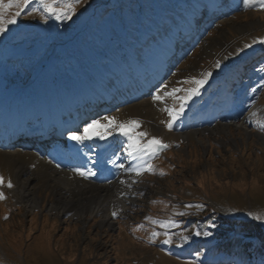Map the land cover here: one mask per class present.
Instances as JSON below:
<instances>
[{
	"label": "rangeland",
	"instance_id": "374dc122",
	"mask_svg": "<svg viewBox=\"0 0 264 264\" xmlns=\"http://www.w3.org/2000/svg\"><path fill=\"white\" fill-rule=\"evenodd\" d=\"M198 2L86 0L72 20L51 19L46 30L51 42L49 44L45 43L41 47L27 44L22 33L35 29L30 26L21 30L20 35H15L17 31L14 35L10 32V36L6 37L5 33L0 36V93H3L0 96L6 98V109L26 118L33 114L28 109L34 110L39 103L49 104L50 100L67 99L81 87L93 86L100 76L101 84L93 91L94 94L103 88L105 81H110V86L118 84L116 74L125 68H122V60L118 63L119 58H128L129 61L126 64L124 62V65L130 71L138 69L128 54L133 55L144 68L152 48L145 41L147 36L152 35L156 28H162L159 24L165 25L168 21L178 28L182 27L180 15ZM87 4H90V9L86 12L84 5ZM219 5L216 0L211 7L217 10ZM234 5V8L237 7ZM225 11L221 19L207 21L212 22L207 29L197 30L196 36L200 33L204 35L183 46L190 48H187L184 56L171 61L166 78L157 87L167 84L171 89L180 86L179 82L188 77L199 76L200 72L205 71L213 72L209 81L219 80L223 69L232 67L240 60L248 63L261 55L260 52L253 54L260 47L264 50V45L258 43L239 56L232 55L230 59H224L245 43L264 38V9H245L242 5L236 11ZM201 14H204V9ZM196 17H199L197 10L193 14V18ZM187 23V30L181 32L185 34L191 30L186 35L190 36L196 30V25L191 19ZM140 24L147 27L143 26L142 32ZM19 28L17 23L13 30ZM239 28L244 33L238 31ZM76 34L79 36L72 38ZM177 38L176 34L171 35L169 42L177 43ZM64 40L67 41L65 47L60 48L64 58L55 61L50 59L53 47L61 45ZM98 41L105 46L103 50L97 45ZM171 50L167 46L161 58L151 54L150 59L155 58L157 63L167 65V61L171 60ZM217 60L225 62L223 65L226 67L215 69ZM26 61L32 63L30 70L20 69L19 65ZM153 67L156 69L155 65ZM113 68L114 75L111 74ZM261 69H264V64ZM127 78L122 80L127 83ZM259 84L261 86L257 91L261 101L256 111L264 113V79ZM182 86L189 87L188 84ZM154 89L131 104L138 106L142 118L132 117V113L127 112L130 105L116 106L107 114L116 116L120 121L136 118L142 124L139 130L148 132L150 136L161 137L170 145L162 155L152 160L154 173L145 172L137 181L136 185L141 190L132 197L127 215L119 216L116 225L111 228L109 225L101 227L99 215H86L83 225L78 220L46 212L47 204L53 202L54 198L44 189L37 193L42 199L41 208L26 212L24 206L16 203L10 193L15 186L11 189L6 187L10 177L3 169L0 175L5 178V186L0 190L4 191L6 199L0 201V264H212L218 255L215 243L221 241L219 234L225 236L223 240L226 244L237 245L245 250H248L246 246L251 245L252 255L260 256L264 251V224L253 221L247 213L264 215V138L258 142L254 136L256 133L247 136L243 129L231 127L226 136L222 133L216 136L199 134L197 138L202 141L201 144L195 139L181 140L174 134V127L168 132L160 123L168 117L160 111L163 105L153 103L151 96L155 94ZM117 90L109 89V92L113 94ZM48 104L44 105L43 111L48 108ZM155 113L163 118L158 119ZM152 122L156 128L163 130L162 135L146 126V123L151 125ZM252 122L253 131H257L264 125V117L257 116ZM260 135L264 137V134ZM41 183L35 182L33 189H38ZM188 204L204 207L186 208ZM181 212L188 215H178ZM5 216L8 219H4ZM145 217L176 220L178 226L169 229L173 233L174 244L162 243L165 239L163 235L153 241L151 233L154 230L162 233L164 229ZM212 221L218 225L217 228L210 227ZM195 230L211 231L213 235L194 237L191 233ZM250 233L258 237L256 239L259 242L253 245L243 235ZM182 236H189L190 240L183 247H177L182 243Z\"/></svg>",
	"mask_w": 264,
	"mask_h": 264
},
{
	"label": "bare ground",
	"instance_id": "6f19581e",
	"mask_svg": "<svg viewBox=\"0 0 264 264\" xmlns=\"http://www.w3.org/2000/svg\"><path fill=\"white\" fill-rule=\"evenodd\" d=\"M230 1L221 0L220 3L223 4L224 2H226V4L230 5V8L232 7V9H236V7L234 8L235 6L234 4L238 5L239 0H236L234 2H230ZM211 5L212 4L207 5V8L210 9L213 13H218L219 8L217 10H214L211 7ZM186 14L190 16L191 12ZM197 18L198 17L194 18V20ZM188 26L189 25L186 21L185 27L182 29L185 30ZM238 31L244 33V31L241 30V28H239ZM189 32H191V30L186 32L185 36L189 34ZM171 35L167 39V42H169ZM188 38L185 39L184 37L183 39H185L187 42L189 41ZM192 38H193V34H192ZM175 50L176 49L171 50L172 54L170 53V57L174 55ZM163 52L162 54H160L159 56L160 58L163 56ZM157 55L159 54L155 52L153 54V57H157ZM150 56L148 58L149 70L147 71V74L149 71H152V68L154 69L153 67L154 65L155 68L158 70L164 66L166 67V65L163 64V62L157 63V59L155 58L150 59ZM126 61H129L128 58H126ZM136 68L138 69V71H136V74L132 75V72L128 70L126 66L124 69H122L121 71L122 74L120 73L121 75L119 73L116 74L118 78L117 80L118 84L116 83L115 85L113 84L112 86H110V81L109 83L108 81H105V83L103 84V88L101 87L100 91L96 92L95 94L93 93V91L99 86V84H101V79H100L101 76L98 77L97 83H94L93 86H91L90 88H86L85 91H83L84 88L83 87L80 93L72 94L69 97H67V99H57L55 101L50 100L49 104L47 102L43 105L39 103V105L34 110L28 109L31 110L33 114L28 115L26 118L21 117L20 113L7 110L6 98L2 95L0 96V171L4 169L7 175H9L13 185L15 186V188L10 190V193L13 195V199L16 203L18 204L21 203L24 206L26 212L35 211L41 208L42 199L38 196L37 193L39 192V190L44 189L46 191H49V193L54 198L53 202H49L47 204L46 212L54 213L61 218L65 216L71 219L78 220L83 225L86 223L85 221L86 215H91V216L99 215L101 218L100 219V224L102 225L101 227H103L104 225H109L111 228L114 226V224L116 225L115 223L116 217L121 215H127L129 211L128 205H130L133 202L132 197H134L137 194L138 190H141V188L138 185H136L137 181L141 179L140 178L141 175L136 176L135 174H124L127 177H123L122 180L123 183L120 182L119 184V182L114 181L115 182L114 184H112L111 182L108 184L101 185L100 187H97L94 184L86 183V181L82 177L76 174L62 173L58 171L56 168H54L51 162L47 158L41 157L39 153L35 152L32 149L33 145L31 146V143L33 141L40 140L42 142V140L44 141L46 138L43 139L42 134L39 135L37 133H33L31 129L37 128L39 126L45 127L49 123H54L56 127H61L62 123L65 122L66 119L70 120L73 117H77V118L79 116L86 117L87 121L90 122L91 119L106 116V115H100L101 113L98 114V112L99 110L103 109V107L106 108L109 107L110 105L111 107H115L114 106L115 103L119 104V101L121 99L118 97V92L119 90H121L119 88L123 84H128V82L124 83L122 78L126 79L127 77H129L130 78L129 83L132 84L133 86L134 85L137 86V84L140 83L139 79L136 78L137 73H139V68L138 66H136ZM236 70L238 71L239 69ZM192 71L194 70L192 69ZM239 72L243 73L245 71L241 70ZM149 74L148 76L151 80L152 76ZM251 75L253 76V78H256L259 76V73L255 71L251 73ZM247 76H250V74L247 73ZM233 79H239V75L237 72L236 74H234ZM132 85L128 84L126 85V87ZM109 89L114 91L118 89L117 92H113V94L116 96L110 93ZM0 94L3 93L1 92ZM73 100H75L76 102H72ZM126 100L127 103L132 100L130 98V94L127 95ZM239 100L242 101L241 109L247 107L250 103L249 97H247L246 99H239ZM105 103H106L105 106L102 105ZM46 104H48V108H45L43 111L42 109ZM124 104L125 101L121 105ZM134 105H130L127 108V112L129 114L132 113V117L142 118L141 116L142 114L141 112H139L140 109L138 108V106H134ZM145 106L147 105L145 104ZM154 106L156 105L154 104ZM95 114H97L99 117L97 115H96L97 117H93V115ZM157 118L161 119L163 117L157 114ZM19 119H21L25 123H34L31 127H29L26 131H24L27 132V134L22 137L18 133L17 135H14L12 133V130H10V127H12L13 129L18 127L17 126L18 124H21L19 126L20 128L25 127L23 126V122H21ZM42 120L43 121L47 120V122L45 124H42ZM232 120L233 121H231V124L228 123L224 125H215L210 130L201 131V132L200 131L185 132L178 135L177 137L180 138L181 140H187V141L191 139H195L197 143L201 144L202 141H200L199 138H197L199 134L209 133L211 135L216 136L222 133L226 136L228 130L231 127L234 129H243L244 131H246L247 136H250L253 133L252 131L245 130V127H243L244 125H248V126L253 125L250 118L248 119L247 117H243V116L241 117L240 114H234ZM248 121H251V123H249ZM146 126L149 128H154L153 130H155V132L158 133V135H162L163 130L160 128H156L155 123L152 122L151 125L146 123ZM9 136L10 137L12 136V140L14 138H19L18 139L20 140L19 143L18 144L13 143L11 142V140L8 141ZM254 136L256 137L258 142L263 141L264 137H262L260 134L256 133ZM66 138L68 139V136ZM67 141L69 142V144L74 142L70 139ZM232 144L233 146H235L234 141H232ZM57 148L58 146H56L54 149ZM35 182L37 183L42 182L38 189H33L32 187ZM113 211H116L118 213V215L115 218L111 215Z\"/></svg>",
	"mask_w": 264,
	"mask_h": 264
},
{
	"label": "snow or ice",
	"instance_id": "6c2138e0",
	"mask_svg": "<svg viewBox=\"0 0 264 264\" xmlns=\"http://www.w3.org/2000/svg\"><path fill=\"white\" fill-rule=\"evenodd\" d=\"M86 0H35L38 7H31L33 0H0V36H3L10 29V26L17 25L18 21L22 17L38 19L45 24L48 23L49 18H53L57 21H69L72 20L77 14V10L81 7ZM243 7L249 9L252 7H258L264 9V0H243ZM264 45V38L253 39L251 43H245L242 48L238 49L235 53H230L228 57L224 59H230L232 55L239 56L240 53L245 52L246 49H251L256 44ZM226 65H223L221 60L215 62V69L220 70ZM264 71V69H261ZM212 71L202 72L199 76H191L186 80L179 82L180 86L172 87L169 89L167 84L162 87L156 88L155 94L151 96L153 103L163 105L160 111L166 113L167 119L161 120L160 123L163 124L167 130H173V127L177 120L181 118L184 114L186 108L188 107L189 101L194 97L200 95L201 88L207 84L212 77ZM188 84L189 87L185 88L182 85ZM264 87V85H262ZM171 100L172 103L169 104L168 101ZM254 102V101H253ZM251 123V121H248ZM142 124L138 119H129L126 121H120L116 116H103L99 118L91 119L83 125L82 129L72 130L68 133V139L76 142L77 144H83L85 141L93 140L98 138L100 140H105L112 136L114 133H118L127 139V143L124 146V151L127 152V156L130 161H135V163H119L116 166L126 174H135L140 176L145 172L154 173L155 169L152 164V160L155 159L162 151L170 147L161 137L150 136L148 132L141 131ZM264 128V125L261 126ZM115 164V161H113ZM34 167V165H33ZM59 167V165H57ZM74 173L78 174L83 179H89L96 175L95 171L85 170L83 168L77 167L73 169ZM164 175L163 172L160 173ZM123 183V181H121ZM5 186V178L0 175V188ZM6 187L11 189L14 187L10 179L6 182ZM6 199L4 191L0 190V201ZM186 208L196 207L203 208V205H185ZM111 215L115 218L118 213L113 211ZM180 216L188 215V213H178ZM247 215L253 220L264 224V215H257L252 212L247 213ZM4 219H8L7 216ZM145 219L150 220L151 223L159 225L164 231L161 233L159 231H153L151 233V238L153 241L157 237L163 235L165 239L162 243L167 245H173V233L169 229L177 227V221L174 219L169 220H154L151 217H145ZM137 227L142 228L143 225H138ZM211 228H217L218 225L215 221L210 223ZM194 237H211L213 233L211 231H201L195 230L191 233ZM182 243L176 245L177 247H183L190 240L189 236L181 237ZM264 244V242H262ZM199 256L200 253L197 252ZM188 264H193V262H188ZM202 264V262H200Z\"/></svg>",
	"mask_w": 264,
	"mask_h": 264
},
{
	"label": "trees",
	"instance_id": "16d2710c",
	"mask_svg": "<svg viewBox=\"0 0 264 264\" xmlns=\"http://www.w3.org/2000/svg\"><path fill=\"white\" fill-rule=\"evenodd\" d=\"M243 235L245 236L246 239H249L250 241H252L253 245L259 242L256 239L258 237H253L252 233L247 234V235L243 234ZM220 236L225 237L223 234H220ZM259 237H262V235ZM236 246L234 247V245L226 244L225 240H222V242L218 245L217 248L219 249V251H223L224 253L226 254L228 253L229 255H231L232 258H237L238 261H235L234 264H237L239 261L242 262L243 264L245 263L246 259L251 261L253 264H264V251L263 250L260 253V256H253L252 255L253 252L251 251V247L253 246L251 245L246 246L248 250L247 249L245 250V248L242 249L241 247L238 248Z\"/></svg>",
	"mask_w": 264,
	"mask_h": 264
}]
</instances>
